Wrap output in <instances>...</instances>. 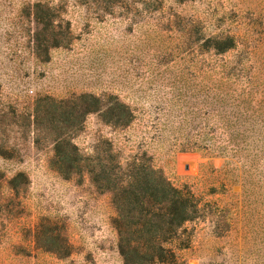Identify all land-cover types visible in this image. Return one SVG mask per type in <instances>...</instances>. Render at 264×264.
Masks as SVG:
<instances>
[{
  "label": "rangeland",
  "instance_id": "obj_1",
  "mask_svg": "<svg viewBox=\"0 0 264 264\" xmlns=\"http://www.w3.org/2000/svg\"><path fill=\"white\" fill-rule=\"evenodd\" d=\"M80 95L134 115H86L81 154L110 141L225 210L220 236L193 225L182 264H264V0H0V264H122L110 195L58 175L30 125L37 100ZM43 219L67 258L34 244Z\"/></svg>",
  "mask_w": 264,
  "mask_h": 264
},
{
  "label": "trees",
  "instance_id": "obj_2",
  "mask_svg": "<svg viewBox=\"0 0 264 264\" xmlns=\"http://www.w3.org/2000/svg\"><path fill=\"white\" fill-rule=\"evenodd\" d=\"M95 112L114 128H125L134 118L130 109L117 101L101 107L99 99L91 95L58 102L45 97L36 101L30 125L50 136V167L58 175L68 180L86 174L98 192L110 195L115 211L111 225L122 264H182L179 253L190 246L194 224L208 221L218 236L229 230V223L220 221L224 209L195 195L186 185L175 186L145 155L124 162L110 141H104V150L95 149L90 156L81 154L73 138L81 130L83 118ZM2 152L0 149L1 156ZM34 244L60 259L71 254L66 238L45 219L35 228Z\"/></svg>",
  "mask_w": 264,
  "mask_h": 264
}]
</instances>
